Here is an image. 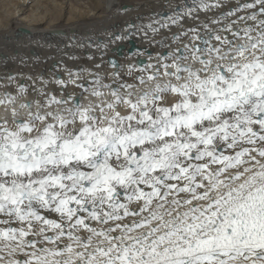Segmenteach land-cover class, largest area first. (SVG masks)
Instances as JSON below:
<instances>
[{
  "label": "clouds",
  "instance_id": "obj_1",
  "mask_svg": "<svg viewBox=\"0 0 264 264\" xmlns=\"http://www.w3.org/2000/svg\"><path fill=\"white\" fill-rule=\"evenodd\" d=\"M0 44V264H264V0H111Z\"/></svg>",
  "mask_w": 264,
  "mask_h": 264
},
{
  "label": "rangeland",
  "instance_id": "obj_2",
  "mask_svg": "<svg viewBox=\"0 0 264 264\" xmlns=\"http://www.w3.org/2000/svg\"><path fill=\"white\" fill-rule=\"evenodd\" d=\"M80 1L86 2L91 6V8H86L95 9L98 14H102L105 10V0H28L26 5H23L25 7L24 11L19 13L20 0H0V24H10L18 13L27 22H32L43 27L49 26V24L53 26L51 24L56 23V25H63L69 20L68 23H71L72 20L78 19L77 17L82 14V9L86 10V13L82 16L83 19L81 20L91 18L93 15L87 12H90V10L83 8ZM100 9L101 13H99Z\"/></svg>",
  "mask_w": 264,
  "mask_h": 264
},
{
  "label": "bare ground",
  "instance_id": "obj_3",
  "mask_svg": "<svg viewBox=\"0 0 264 264\" xmlns=\"http://www.w3.org/2000/svg\"><path fill=\"white\" fill-rule=\"evenodd\" d=\"M105 1H106L105 7H104L105 10L102 14H98V12H96L95 9H87L86 7L91 8V6L88 5L84 1H80V3L82 4L83 8L90 10V12L87 11L90 15L101 16V15L106 14L108 11H110V9L108 8V4L111 3V0H105ZM27 2L28 0H20V7H18L19 13L24 11L25 7L23 5H26ZM123 2L124 0H121V3ZM19 13L14 16L10 24H7V25L0 24V44H3L5 42V37L11 36V35L24 36V37L31 36L33 38H36V37H39L41 35H44V34H47L53 31L75 30L77 28H81L87 23L92 22L91 18L93 17L92 16L89 19L81 20L83 19L82 16L86 13V10L82 9V14L77 17L78 19H75L74 21L72 20L73 22L71 21V23H68L70 21L69 20L67 23L65 22L66 24H63V25H56L57 24L56 23V24H51L53 26H50L49 24V26L43 27L38 24H33L32 22H27V20H25L24 17L20 16ZM99 13H101V9Z\"/></svg>",
  "mask_w": 264,
  "mask_h": 264
}]
</instances>
